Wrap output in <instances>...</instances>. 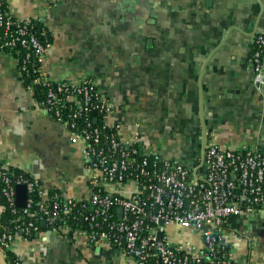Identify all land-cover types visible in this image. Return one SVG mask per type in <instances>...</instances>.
<instances>
[{
  "label": "crops",
  "instance_id": "obj_1",
  "mask_svg": "<svg viewBox=\"0 0 264 264\" xmlns=\"http://www.w3.org/2000/svg\"><path fill=\"white\" fill-rule=\"evenodd\" d=\"M7 3L16 17L47 25L52 45L42 63L46 75L53 81L93 79L114 105L108 121L121 125L123 140L178 159L198 175L209 143L264 153V72L256 76L251 65L254 36L264 33V0ZM26 84L18 57L0 53V156L12 170L37 179L45 194L89 200L82 143ZM137 186L128 181L106 188L129 196ZM42 225L33 237L16 234L10 249L22 264H136L118 247L87 244L78 225L66 234ZM227 226L246 233L242 242L233 241L235 253L264 264V234L257 232L264 230V216H232ZM165 235L202 246L188 227L167 225Z\"/></svg>",
  "mask_w": 264,
  "mask_h": 264
},
{
  "label": "built area",
  "instance_id": "obj_2",
  "mask_svg": "<svg viewBox=\"0 0 264 264\" xmlns=\"http://www.w3.org/2000/svg\"><path fill=\"white\" fill-rule=\"evenodd\" d=\"M254 42L251 65L260 76L264 33L255 34ZM51 45L43 20L18 18L7 0H0V53L18 57L27 88L40 92V104L70 130L73 141L82 143L89 200L64 197L59 191L45 194L37 179L17 174L0 156V196L7 205L17 207V185L25 184L28 190L27 205L18 211L21 223L2 230L0 221V251L5 255L12 248L18 228L28 236L39 230L42 221L50 230L64 234L71 220L81 217L85 226L76 225L87 244L118 247L124 258L136 264H149L152 259L159 264L250 263L247 254L237 255L233 249L235 239H245V230L239 232L227 224L232 216H264V153L253 146L209 143L201 161L204 173L198 175L178 159L144 151L135 140H123L119 123L108 121L114 105L102 96L93 79L53 81L46 75L42 63ZM128 181L138 185L129 196L106 188ZM35 205L38 209L32 211ZM4 208L0 205V217ZM27 215L33 219L25 221ZM167 225L191 228L200 235L202 246L170 241L165 235ZM11 264L22 263L16 258Z\"/></svg>",
  "mask_w": 264,
  "mask_h": 264
},
{
  "label": "trees",
  "instance_id": "obj_3",
  "mask_svg": "<svg viewBox=\"0 0 264 264\" xmlns=\"http://www.w3.org/2000/svg\"><path fill=\"white\" fill-rule=\"evenodd\" d=\"M28 81H29V78H28ZM37 93H38L39 99H42L43 95L38 91H37ZM22 173L23 172L17 170V174H22ZM25 175L30 176L27 173H25ZM116 194H119V193H116ZM34 197L36 199H40V196L37 193L34 194ZM0 205L5 207L2 214H1V217H0V221H1V224L3 226L2 230L6 229V228L14 229L17 224L21 223V220H18V217L20 214V212H18V211H22V210H20L21 207H18V206L14 207L17 209V211H15L13 207L7 205L6 200L4 199L3 196L0 199ZM37 209H38V206L35 205V206H33L32 211H35ZM31 219H33V217L27 215L24 220L29 221ZM71 221H72L71 222L72 226H76V223H79V225H82L83 227L85 226V223L82 221L81 217L78 220H71ZM42 227H43L42 221H40L39 222V230L42 229ZM46 227L49 229V226H46ZM39 230L31 231L28 236L33 237L36 234V232ZM16 231H17V233L22 232V230L19 228ZM66 233L67 232H65V234ZM5 253H6V259H7L8 263L11 264L12 260L16 259L14 256V253L11 251V249H8ZM247 264H249V263H247Z\"/></svg>",
  "mask_w": 264,
  "mask_h": 264
},
{
  "label": "water",
  "instance_id": "obj_4",
  "mask_svg": "<svg viewBox=\"0 0 264 264\" xmlns=\"http://www.w3.org/2000/svg\"><path fill=\"white\" fill-rule=\"evenodd\" d=\"M205 150H206V146H205V149H204V154H205ZM204 154L202 155V160L204 159ZM16 192H17V195H16V204H17V206L21 207V208L25 207L27 205V198H28L27 186L25 184L17 185ZM0 199H1V196H0ZM43 223H45V222H43ZM247 227L252 228L251 225H249ZM263 229H264V227H263ZM163 235H164V232L160 231L158 233L159 239H162ZM0 264H8L6 258L4 257V255H3V253L1 251H0Z\"/></svg>",
  "mask_w": 264,
  "mask_h": 264
},
{
  "label": "rangeland",
  "instance_id": "obj_5",
  "mask_svg": "<svg viewBox=\"0 0 264 264\" xmlns=\"http://www.w3.org/2000/svg\"><path fill=\"white\" fill-rule=\"evenodd\" d=\"M257 232L259 233L260 236H263L264 234V230H257Z\"/></svg>",
  "mask_w": 264,
  "mask_h": 264
}]
</instances>
